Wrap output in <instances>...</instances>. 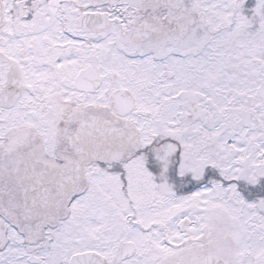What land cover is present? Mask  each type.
<instances>
[{
    "label": "snow or ice",
    "instance_id": "1",
    "mask_svg": "<svg viewBox=\"0 0 264 264\" xmlns=\"http://www.w3.org/2000/svg\"><path fill=\"white\" fill-rule=\"evenodd\" d=\"M0 264H264V0H0Z\"/></svg>",
    "mask_w": 264,
    "mask_h": 264
}]
</instances>
